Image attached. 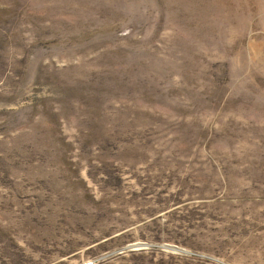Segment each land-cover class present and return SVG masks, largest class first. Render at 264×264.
<instances>
[{
  "label": "rangeland",
  "instance_id": "1",
  "mask_svg": "<svg viewBox=\"0 0 264 264\" xmlns=\"http://www.w3.org/2000/svg\"><path fill=\"white\" fill-rule=\"evenodd\" d=\"M0 264H264V0H0Z\"/></svg>",
  "mask_w": 264,
  "mask_h": 264
},
{
  "label": "trees",
  "instance_id": "2",
  "mask_svg": "<svg viewBox=\"0 0 264 264\" xmlns=\"http://www.w3.org/2000/svg\"><path fill=\"white\" fill-rule=\"evenodd\" d=\"M45 119V118H44ZM45 123H46V126L48 127V128H51V127H53V128H55L56 127V125L58 124V122L55 120V122L54 121H52V119H47L46 121H45ZM53 134V130H46V131H42L40 134H36V135H39V136H36V138L35 139H37V140H39V139H42V140H46L47 139V136L48 137H50L51 135ZM55 141V140H57V138H56V136H53V137H51L50 139H49V141ZM40 150H42V151H44V148H42V149H40Z\"/></svg>",
  "mask_w": 264,
  "mask_h": 264
},
{
  "label": "water",
  "instance_id": "3",
  "mask_svg": "<svg viewBox=\"0 0 264 264\" xmlns=\"http://www.w3.org/2000/svg\"><path fill=\"white\" fill-rule=\"evenodd\" d=\"M171 248H173V247H171Z\"/></svg>",
  "mask_w": 264,
  "mask_h": 264
}]
</instances>
